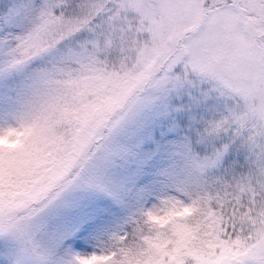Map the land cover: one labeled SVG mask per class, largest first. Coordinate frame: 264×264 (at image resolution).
I'll return each mask as SVG.
<instances>
[{
    "label": "snow or ice",
    "instance_id": "6c2138e0",
    "mask_svg": "<svg viewBox=\"0 0 264 264\" xmlns=\"http://www.w3.org/2000/svg\"><path fill=\"white\" fill-rule=\"evenodd\" d=\"M0 264H264V0H0Z\"/></svg>",
    "mask_w": 264,
    "mask_h": 264
}]
</instances>
